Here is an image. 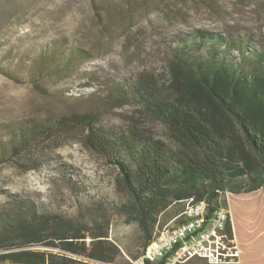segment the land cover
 Here are the masks:
<instances>
[{
  "label": "trees",
  "instance_id": "16d2710c",
  "mask_svg": "<svg viewBox=\"0 0 264 264\" xmlns=\"http://www.w3.org/2000/svg\"><path fill=\"white\" fill-rule=\"evenodd\" d=\"M247 40L250 35L222 38L198 30L193 42L173 50L161 78L141 74L131 84H114L119 105L135 98L139 110L167 130L165 138L137 128L104 132L96 114L73 112L12 129L0 168L46 146L85 142L117 170L116 191L128 199L121 210L142 232L138 259L157 228L188 201H205L215 211L226 207V193L264 188V51L245 56ZM81 55L62 52L49 75L72 71ZM110 226L103 214L47 213L12 194L0 206V264H119L122 249Z\"/></svg>",
  "mask_w": 264,
  "mask_h": 264
},
{
  "label": "rangeland",
  "instance_id": "374dc122",
  "mask_svg": "<svg viewBox=\"0 0 264 264\" xmlns=\"http://www.w3.org/2000/svg\"><path fill=\"white\" fill-rule=\"evenodd\" d=\"M198 30L250 35L245 56L264 51V0H0V152L11 147L12 129L73 112L96 114L104 132L165 138L135 98L119 105L113 86L141 74L161 78L173 50ZM62 52L82 55L72 71L49 75ZM29 158L1 166L0 206L17 194L47 213L103 214L122 249L118 263L134 261L142 232L121 210L128 199L116 191L113 165L81 140Z\"/></svg>",
  "mask_w": 264,
  "mask_h": 264
},
{
  "label": "built area",
  "instance_id": "2783aa9c",
  "mask_svg": "<svg viewBox=\"0 0 264 264\" xmlns=\"http://www.w3.org/2000/svg\"><path fill=\"white\" fill-rule=\"evenodd\" d=\"M230 223L228 208L210 211L205 201L190 200L130 264H240L241 250L228 231Z\"/></svg>",
  "mask_w": 264,
  "mask_h": 264
},
{
  "label": "crops",
  "instance_id": "0c3cea01",
  "mask_svg": "<svg viewBox=\"0 0 264 264\" xmlns=\"http://www.w3.org/2000/svg\"><path fill=\"white\" fill-rule=\"evenodd\" d=\"M231 227L241 250L240 264H264V188L226 198Z\"/></svg>",
  "mask_w": 264,
  "mask_h": 264
}]
</instances>
